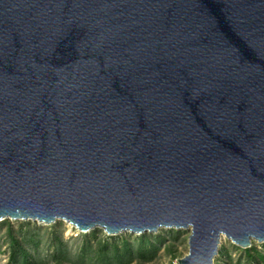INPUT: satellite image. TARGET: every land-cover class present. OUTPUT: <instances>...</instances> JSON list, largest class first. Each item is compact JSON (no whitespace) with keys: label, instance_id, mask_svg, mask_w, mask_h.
<instances>
[{"label":"water","instance_id":"1","mask_svg":"<svg viewBox=\"0 0 264 264\" xmlns=\"http://www.w3.org/2000/svg\"><path fill=\"white\" fill-rule=\"evenodd\" d=\"M4 218L264 242V0H0Z\"/></svg>","mask_w":264,"mask_h":264},{"label":"rangeland","instance_id":"2","mask_svg":"<svg viewBox=\"0 0 264 264\" xmlns=\"http://www.w3.org/2000/svg\"><path fill=\"white\" fill-rule=\"evenodd\" d=\"M188 234L186 229L159 228L110 235L98 227L79 232L63 220L45 224L4 218L0 220V264H9L10 256L18 264H25V259L26 264H173L187 253ZM219 249L224 254H218L213 264H264V242L253 240L241 247L223 238Z\"/></svg>","mask_w":264,"mask_h":264},{"label":"trees","instance_id":"3","mask_svg":"<svg viewBox=\"0 0 264 264\" xmlns=\"http://www.w3.org/2000/svg\"><path fill=\"white\" fill-rule=\"evenodd\" d=\"M143 240V239H142ZM144 241V240H143ZM155 242H152V245L154 244ZM127 244H129V246L131 245V243L130 242H128ZM131 248V247H130ZM132 249V248H131ZM132 252H133V250H132ZM218 254H224V250L223 249H219V251H218ZM25 255L26 256H28L26 253H25ZM26 261H27V259H25V264H26ZM9 264H18V259L17 258H15V257H13V256H10L9 257V262H8ZM30 264V263H29Z\"/></svg>","mask_w":264,"mask_h":264},{"label":"built area","instance_id":"4","mask_svg":"<svg viewBox=\"0 0 264 264\" xmlns=\"http://www.w3.org/2000/svg\"><path fill=\"white\" fill-rule=\"evenodd\" d=\"M173 264H177V263H176V259H175V261H174V263H173Z\"/></svg>","mask_w":264,"mask_h":264}]
</instances>
